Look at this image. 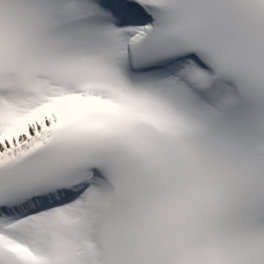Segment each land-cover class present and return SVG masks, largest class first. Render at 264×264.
I'll use <instances>...</instances> for the list:
<instances>
[{"label":"snow or ice","instance_id":"1","mask_svg":"<svg viewBox=\"0 0 264 264\" xmlns=\"http://www.w3.org/2000/svg\"><path fill=\"white\" fill-rule=\"evenodd\" d=\"M0 264H264V0H0Z\"/></svg>","mask_w":264,"mask_h":264}]
</instances>
